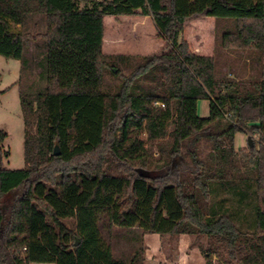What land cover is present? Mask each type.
Returning a JSON list of instances; mask_svg holds the SVG:
<instances>
[{
	"label": "trees",
	"instance_id": "1",
	"mask_svg": "<svg viewBox=\"0 0 264 264\" xmlns=\"http://www.w3.org/2000/svg\"><path fill=\"white\" fill-rule=\"evenodd\" d=\"M29 14L44 33L12 28ZM139 14L167 51L105 53V16ZM201 17L227 23L212 55L181 40ZM38 38L47 88L21 95L24 167L4 168L0 145V264H141V249L115 257L111 226L195 235L207 264H264V0H0V55ZM239 49L258 66L247 78L219 61Z\"/></svg>",
	"mask_w": 264,
	"mask_h": 264
},
{
	"label": "rangeland",
	"instance_id": "2",
	"mask_svg": "<svg viewBox=\"0 0 264 264\" xmlns=\"http://www.w3.org/2000/svg\"><path fill=\"white\" fill-rule=\"evenodd\" d=\"M10 22L12 28L17 31L31 33L46 31L44 14H29L22 25ZM226 25V22L221 23V30H219L218 22L214 18L192 19L186 24L181 40L187 41L191 50L196 53L212 55L219 48L218 36ZM103 50L113 55L145 56L164 53L167 48L166 41L160 36L152 17L139 14L105 16ZM46 54L47 42L44 38H38L25 48L22 60L0 55V140L1 134L5 135L0 145L9 153L3 160L4 168L17 169L25 165V124L20 104L21 95L46 91L47 78L46 76L43 78L41 74L43 73L41 62L46 63ZM252 55L254 53L250 50L227 51L220 55L219 61L228 63L224 71L231 73L230 71L235 70L247 78L258 67L253 63ZM115 69L118 72V69ZM120 81L121 77L114 79L108 76L105 87L113 88ZM199 114L208 116L209 101L207 99L199 101ZM249 137L252 136L238 133L236 148L247 147ZM252 139L255 142V138L252 137ZM154 155H159L157 150H154ZM101 225L103 226V223ZM102 233L111 244L116 258L131 259L135 251L141 249V264H207L198 246L197 238L192 234H161L153 231L144 232L143 228L131 229L122 226L102 227ZM213 260L215 263L219 261L217 257ZM32 264L56 263L34 262Z\"/></svg>",
	"mask_w": 264,
	"mask_h": 264
},
{
	"label": "water",
	"instance_id": "3",
	"mask_svg": "<svg viewBox=\"0 0 264 264\" xmlns=\"http://www.w3.org/2000/svg\"><path fill=\"white\" fill-rule=\"evenodd\" d=\"M248 142H249V144H250L251 146L254 145V141H253L252 137H249V138H248ZM54 154H55V155H60V154H61V148H60L58 142H56V144H55Z\"/></svg>",
	"mask_w": 264,
	"mask_h": 264
},
{
	"label": "crops",
	"instance_id": "4",
	"mask_svg": "<svg viewBox=\"0 0 264 264\" xmlns=\"http://www.w3.org/2000/svg\"><path fill=\"white\" fill-rule=\"evenodd\" d=\"M238 135V134H237ZM237 135H236V138H237Z\"/></svg>",
	"mask_w": 264,
	"mask_h": 264
}]
</instances>
